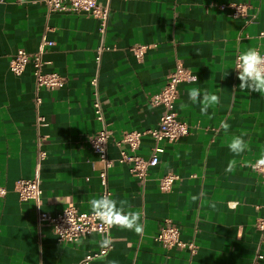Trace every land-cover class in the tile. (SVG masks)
Instances as JSON below:
<instances>
[{
  "label": "crops",
  "instance_id": "0c3cea01",
  "mask_svg": "<svg viewBox=\"0 0 264 264\" xmlns=\"http://www.w3.org/2000/svg\"><path fill=\"white\" fill-rule=\"evenodd\" d=\"M97 3L108 9L103 34L95 18L47 16L42 0H0V188L5 190L0 196V264H76L98 252L104 239L92 233L79 242H58L50 226H37L34 202L21 201L15 191L16 182L34 175V80L30 66L16 76L8 64L19 49L36 52L43 37L50 42L44 72L57 73L65 82L39 91L45 119L39 210L55 215L72 205L91 212L89 201L99 198L102 166L85 142L101 127L92 107L91 80L97 75L111 132L107 155L114 161L106 178L109 197L125 201L126 211H138L143 224L139 235L112 226L111 248L88 264H251L257 252L264 256V240L260 243L254 228L264 214V178L251 169L264 157V94L240 89L233 69L240 52L254 48L264 53V38L258 37L264 31V0ZM237 3L248 6L246 18L231 16L227 6ZM136 45L148 46L140 60L132 52ZM177 62L198 78L179 85L174 105L190 134L158 144L159 162L142 185L116 161L115 142L123 132L157 125L162 109L149 98L163 88ZM194 87L219 96L220 103L201 114V105L188 97ZM222 121L230 125L227 131ZM234 136L247 145L240 155L228 147ZM153 145L150 136H143L135 154L146 158ZM230 162L233 169L226 171ZM165 174L177 179L162 192L158 179ZM166 220L179 228L181 241L195 245L193 255L153 240Z\"/></svg>",
  "mask_w": 264,
  "mask_h": 264
},
{
  "label": "built area",
  "instance_id": "2783aa9c",
  "mask_svg": "<svg viewBox=\"0 0 264 264\" xmlns=\"http://www.w3.org/2000/svg\"><path fill=\"white\" fill-rule=\"evenodd\" d=\"M46 8L47 16L53 13H73L81 14L87 17L95 18L99 21V32L104 33L105 24L108 16L107 7L99 6L97 0H42ZM224 9L225 6H218ZM231 9V16L234 18H246L248 6L246 4H230L227 6ZM259 38H264V31L258 34ZM50 45L44 37L42 38L39 48L34 53H28L22 49L9 60V71L18 76L30 66L34 80L33 90V109H34V147H35V168L32 178L19 180L15 184V191L21 201H33L36 206V223L37 226L46 224L51 227L54 236L58 242H76L86 235L96 233L102 236H108L112 228L102 224L92 212H80L74 206L69 205L61 212L50 215L39 210L40 207V178L39 170L42 160L45 158V152L42 150L44 137L40 133L45 119L40 112L41 98L39 91L41 89L53 90L64 85V77L57 73L44 72L45 62L43 56L45 48ZM148 46L136 45L132 48V52L137 60H140ZM104 50L102 46L97 49L95 61L97 67L100 64L101 52ZM264 55V53L262 54ZM237 57V56H236ZM235 57V61H236ZM235 66V62H234ZM192 74L177 62L173 72H171L165 81L163 88L149 98L152 106L160 107L162 113L157 125L147 131H127L123 132L120 138L115 142L118 148L119 156L117 162L128 167L129 173L137 178L143 185L147 179L150 168L155 167L159 162L160 142H175L182 137L190 134L188 126L177 119L174 105L179 97V85L181 83H190ZM93 86V112L95 119L100 123V129L85 137V142L92 151L97 155L101 164V170L98 174L102 188L99 192L100 196H110V192L106 185L108 170L113 166L114 161L108 158L107 146L110 138V131L106 127L102 108L99 100L98 77L95 75L91 80ZM150 136L154 142L153 147L146 158L135 154L136 149L140 145L143 136ZM251 169L260 174L264 178V157L256 160L251 164ZM177 179L174 174H165L158 179L159 190L164 192L170 189L173 182ZM5 194V190L0 188V196ZM264 211V207H263ZM254 228L260 234V243L264 240V214L256 220ZM179 228L170 220H166L160 227L159 231L153 237V240L165 249L177 248L186 250L190 255L195 253L196 247L192 242H183L180 240ZM111 248H100L96 253L89 254L82 258L76 264H88L91 260L104 256ZM264 256L257 252L251 260V264H262Z\"/></svg>",
  "mask_w": 264,
  "mask_h": 264
},
{
  "label": "clouds",
  "instance_id": "9594fccd",
  "mask_svg": "<svg viewBox=\"0 0 264 264\" xmlns=\"http://www.w3.org/2000/svg\"><path fill=\"white\" fill-rule=\"evenodd\" d=\"M233 69L237 72L240 89L264 94V55L260 51L249 48L246 51L240 52L236 57ZM197 80L196 76L191 77L193 83H196ZM188 97L192 103H199L201 105V114H206L209 107L220 103L219 96L206 90L202 92L198 87L188 90ZM221 127L227 131L230 125L222 121ZM228 147L234 155H240L245 151L247 145L242 136H234ZM232 169L233 162H230L226 171H232ZM191 199L196 201L198 197L192 196ZM89 204L92 214L102 224L109 227L118 226L121 229L133 230L138 235L142 234L143 224L140 222L141 214L138 211H126L125 201H117L109 196H100L99 198L91 199ZM111 243V239L105 236L101 241V247L109 248ZM111 264H116V262L112 261Z\"/></svg>",
  "mask_w": 264,
  "mask_h": 264
}]
</instances>
